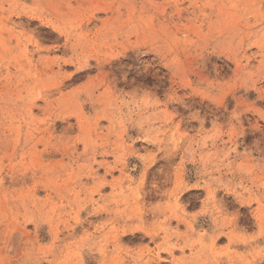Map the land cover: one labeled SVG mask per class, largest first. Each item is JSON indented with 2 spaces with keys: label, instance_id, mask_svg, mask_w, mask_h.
Segmentation results:
<instances>
[{
  "label": "rangeland",
  "instance_id": "374dc122",
  "mask_svg": "<svg viewBox=\"0 0 264 264\" xmlns=\"http://www.w3.org/2000/svg\"><path fill=\"white\" fill-rule=\"evenodd\" d=\"M0 264H264V0H0Z\"/></svg>",
  "mask_w": 264,
  "mask_h": 264
}]
</instances>
